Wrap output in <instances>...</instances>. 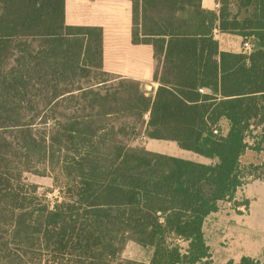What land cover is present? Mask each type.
I'll use <instances>...</instances> for the list:
<instances>
[{
	"label": "trees",
	"instance_id": "1",
	"mask_svg": "<svg viewBox=\"0 0 264 264\" xmlns=\"http://www.w3.org/2000/svg\"><path fill=\"white\" fill-rule=\"evenodd\" d=\"M198 2L146 0L141 24L134 10L132 42L142 35L158 63L166 45L159 86L147 95L141 83L102 72V31L65 26L62 1L0 0V264H26L34 246L106 264L129 240L152 255L124 264H207L203 223L242 185L246 138L264 154V134L251 135L264 125V0H234L235 11L224 0L219 13L221 32L261 42L248 56L218 53L215 15ZM85 64L103 78L80 82ZM203 88L217 97L200 96ZM221 119L226 134H213ZM127 128L128 137L143 132L215 163L130 148ZM48 170L69 202L34 215L26 207L37 188L24 175Z\"/></svg>",
	"mask_w": 264,
	"mask_h": 264
},
{
	"label": "rangeland",
	"instance_id": "2",
	"mask_svg": "<svg viewBox=\"0 0 264 264\" xmlns=\"http://www.w3.org/2000/svg\"><path fill=\"white\" fill-rule=\"evenodd\" d=\"M257 56L258 54L255 58ZM9 62L11 63V61ZM90 67L87 64L82 67V72L86 75H83L80 82L97 81L103 78L98 70ZM3 68L7 69L8 67L4 65ZM117 83L118 81L115 80L112 84ZM142 86L145 89V86ZM116 120L120 119L117 118ZM121 120L129 124L128 127L136 124L134 118H122ZM263 126H251V135L258 138L264 134ZM215 128L219 130V133L225 135L228 125L223 122L217 124ZM130 132L128 128L125 131L128 139L127 144L130 148H143L150 152H163L175 157L181 155L178 146L174 142L146 138L139 139L138 136L132 138L127 136L130 135ZM246 143L248 148L239 158L240 173L243 176L242 185L237 188L231 199L219 202L217 210L209 214L203 223L205 239L214 249L211 253L212 258L207 260V264H228L229 262H224V260L227 259V255L231 254L232 251L233 253L234 251L239 252L240 249L244 248L243 239L249 241L247 244L250 249L258 254L254 258L259 261L264 260V202L261 201L264 199V154L252 149L253 141L251 137L246 138ZM213 163H215V160L208 159L202 164L211 165ZM24 176L28 184L37 188L38 197L26 207L29 212H34V215L37 214L36 211L51 210L57 205L69 202L65 193L66 188L62 181L56 178L54 172L48 170L44 176L34 174H25ZM78 209L79 206L75 205L74 210L77 211ZM176 243L181 248L186 245L181 241H176ZM11 247L13 250H17L14 246ZM27 251L31 254L23 258L26 264H78V262L83 260H76L75 257L67 254H50L46 252L43 246L28 247ZM151 255L152 251L150 248H143L129 240L124 244L116 259L106 264L145 263L150 260ZM28 257H32L33 260H26ZM89 261L91 260H84V264H90Z\"/></svg>",
	"mask_w": 264,
	"mask_h": 264
},
{
	"label": "crops",
	"instance_id": "3",
	"mask_svg": "<svg viewBox=\"0 0 264 264\" xmlns=\"http://www.w3.org/2000/svg\"><path fill=\"white\" fill-rule=\"evenodd\" d=\"M58 1V0H57ZM62 1V23L68 27H92L102 31V72L118 79L131 80L145 86L147 95H154L159 83L154 80L156 70L158 76L163 65L164 51L160 55L161 62H156L154 58V48L149 41H143L144 37L139 36L140 42H132V32L134 30V10L139 14L136 23L141 24V12L144 11L146 0H60ZM229 10L235 11L234 0H228ZM199 8L202 11L214 13L215 19L212 23V39L216 41L218 53L251 55L259 48L260 41L251 35L247 42L251 48L249 52L244 51L242 44L245 42L240 35L223 33L219 30V13L224 7V0H199ZM167 43V39H164ZM164 43V44H165ZM212 61L219 64V56H213ZM199 95L215 96L209 89L203 88L198 91ZM147 121V117H145ZM227 121L221 119L220 123ZM138 138H146L143 132ZM147 139V138H146ZM162 141V140H157ZM175 143V142H174ZM176 144V143H175ZM177 145V144H176ZM177 158L189 160L197 163H205L207 158L199 156L193 152L182 150ZM156 153V152H153ZM157 154L167 155L163 152ZM171 156V155H168ZM175 157V156H173ZM211 160V159H210ZM214 161V160H212ZM264 202V199L261 200ZM204 234V227H202ZM205 238V235H204ZM206 241V239H205ZM243 249L239 252L232 251L228 254L224 262L237 264L242 257L257 259L258 254L250 249L244 239ZM211 253L214 251L212 246L207 243ZM229 250V249H228ZM209 258V259H210Z\"/></svg>",
	"mask_w": 264,
	"mask_h": 264
},
{
	"label": "built area",
	"instance_id": "4",
	"mask_svg": "<svg viewBox=\"0 0 264 264\" xmlns=\"http://www.w3.org/2000/svg\"><path fill=\"white\" fill-rule=\"evenodd\" d=\"M242 48L244 49V51L249 52L251 46H250V44H249L247 41H245V42L242 44ZM212 132H213V134H217V133H218V130H217V129H214V130H212Z\"/></svg>",
	"mask_w": 264,
	"mask_h": 264
}]
</instances>
